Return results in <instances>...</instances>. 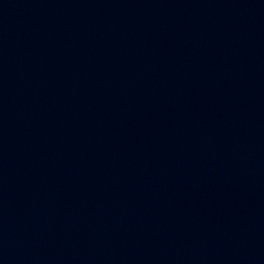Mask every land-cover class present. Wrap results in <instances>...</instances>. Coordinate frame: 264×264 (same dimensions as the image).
Listing matches in <instances>:
<instances>
[{
  "label": "water",
  "instance_id": "1",
  "mask_svg": "<svg viewBox=\"0 0 264 264\" xmlns=\"http://www.w3.org/2000/svg\"><path fill=\"white\" fill-rule=\"evenodd\" d=\"M0 264H264V0H0Z\"/></svg>",
  "mask_w": 264,
  "mask_h": 264
}]
</instances>
